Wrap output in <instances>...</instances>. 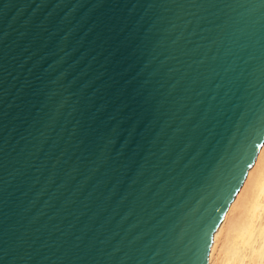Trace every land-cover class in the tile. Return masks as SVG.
<instances>
[{"label":"water","instance_id":"water-1","mask_svg":"<svg viewBox=\"0 0 264 264\" xmlns=\"http://www.w3.org/2000/svg\"><path fill=\"white\" fill-rule=\"evenodd\" d=\"M264 142V0H0V264H207Z\"/></svg>","mask_w":264,"mask_h":264},{"label":"bare ground","instance_id":"bare-ground-1","mask_svg":"<svg viewBox=\"0 0 264 264\" xmlns=\"http://www.w3.org/2000/svg\"><path fill=\"white\" fill-rule=\"evenodd\" d=\"M207 264H264V142L214 233Z\"/></svg>","mask_w":264,"mask_h":264}]
</instances>
